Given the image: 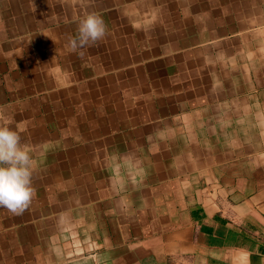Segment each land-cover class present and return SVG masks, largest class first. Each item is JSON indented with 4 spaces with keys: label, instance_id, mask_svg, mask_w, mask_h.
I'll use <instances>...</instances> for the list:
<instances>
[{
    "label": "crops",
    "instance_id": "crops-1",
    "mask_svg": "<svg viewBox=\"0 0 264 264\" xmlns=\"http://www.w3.org/2000/svg\"><path fill=\"white\" fill-rule=\"evenodd\" d=\"M3 119L0 264H264V0H0Z\"/></svg>",
    "mask_w": 264,
    "mask_h": 264
},
{
    "label": "clouds",
    "instance_id": "clouds-1",
    "mask_svg": "<svg viewBox=\"0 0 264 264\" xmlns=\"http://www.w3.org/2000/svg\"><path fill=\"white\" fill-rule=\"evenodd\" d=\"M75 38L69 40L72 50L104 38L106 25L95 12L79 20ZM8 119L0 120V207L13 214L22 213L34 196L32 163L29 151L20 143L17 130Z\"/></svg>",
    "mask_w": 264,
    "mask_h": 264
}]
</instances>
